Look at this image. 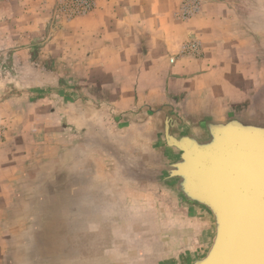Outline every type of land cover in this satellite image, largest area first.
I'll return each instance as SVG.
<instances>
[{"label":"rangeland","instance_id":"obj_1","mask_svg":"<svg viewBox=\"0 0 264 264\" xmlns=\"http://www.w3.org/2000/svg\"><path fill=\"white\" fill-rule=\"evenodd\" d=\"M185 1L179 3L177 18ZM46 4L0 0V114L8 123L0 147L8 135L19 151L27 149L21 173L10 187L13 196L7 198L11 210L0 214V264H187L208 247L213 224L198 208L208 225L197 233L203 242L196 252L188 243L193 231L186 215L174 210L178 204H192L178 200L159 181L164 164L176 152L167 145L161 123L168 113L167 127L173 131L202 117L264 123V0H228L233 13L224 47L240 55L244 86L252 78L261 83L254 103L235 106L230 115L218 118L192 115L197 109L204 113L203 103H187L179 96L173 103L148 100L118 112L108 85L114 68L82 72L55 67L48 56L61 53L51 43L39 63L36 54L41 49L36 48H45L51 40L37 36L59 26L65 16L61 0H56L53 24ZM145 23L133 19L130 26L146 32L152 27ZM145 41L151 43L153 37L147 34ZM45 59L51 66L43 67ZM79 71L90 83L67 81V75ZM132 74L136 76L137 69ZM125 93L119 94L126 105L130 90ZM35 100L43 101L33 110L28 104ZM175 118L183 124L175 126ZM174 219L182 227L174 228ZM196 219L200 229L202 221Z\"/></svg>","mask_w":264,"mask_h":264},{"label":"crops","instance_id":"obj_2","mask_svg":"<svg viewBox=\"0 0 264 264\" xmlns=\"http://www.w3.org/2000/svg\"><path fill=\"white\" fill-rule=\"evenodd\" d=\"M96 1L97 7L91 13L73 18L62 16L63 19L58 20L59 26L48 28L37 36L43 39L49 37L51 40L45 42H48L45 48H36L41 49L39 55L36 54L39 63L42 64L40 54L43 55L44 51L49 53L48 46L53 44V50H59L61 53L59 57L54 54L52 58L51 55L48 56L55 67L82 72L86 69L114 68L108 85L112 89L110 92L114 93L111 101L118 112L130 110L140 102L148 100L173 103L179 96L187 103H203L204 113L198 112L200 110L197 109L192 115L218 118L217 116L230 115L228 111L235 106L246 102L254 103L261 79L258 78L255 83L252 78L247 82L248 85L244 86L240 55L232 48L224 47L223 38L227 35V30H230L227 20L231 11L233 13L228 0H200V11L187 20L176 17L181 0ZM55 4L56 0H47L46 5L50 9L44 7L53 24H56ZM133 19L139 20L141 25L148 22L152 28L146 32L133 30L130 26ZM47 21L48 19L44 29L47 27ZM147 34L153 37V42L145 41ZM191 38L199 39L203 43V54L200 57L180 56L181 45ZM45 61L46 59L43 61V67L51 66ZM250 63L252 64V61ZM135 69L136 76L132 74ZM67 81L78 86L90 83L89 77L82 75L81 71L75 76L67 75ZM124 89L125 96H128L130 90V103L126 105L120 100ZM96 99L94 95L92 100ZM42 101H30L28 106L31 105V109L36 110L41 105L38 103ZM64 113L68 115V110H64ZM231 117L235 116L228 118ZM9 140L7 135L6 141L0 147V214L11 210L7 198L13 196L10 187L21 173L19 166L23 163L27 150L22 148L19 151ZM175 207V212L178 210L186 215V221L193 231L188 243L195 246V251L199 252L203 241H199L201 235L197 233L208 225L203 223V219L207 218L205 213L194 206L184 207L178 204ZM201 213H204V216ZM196 218L202 221L200 229L195 227ZM173 224L174 228L182 227L178 226L175 219ZM3 226L4 222L0 218V229ZM156 259H159L157 254Z\"/></svg>","mask_w":264,"mask_h":264},{"label":"water","instance_id":"obj_3","mask_svg":"<svg viewBox=\"0 0 264 264\" xmlns=\"http://www.w3.org/2000/svg\"><path fill=\"white\" fill-rule=\"evenodd\" d=\"M169 115L161 129L176 152L159 181L213 224L208 247L187 264H264V123L201 118L173 131Z\"/></svg>","mask_w":264,"mask_h":264},{"label":"built area","instance_id":"obj_4","mask_svg":"<svg viewBox=\"0 0 264 264\" xmlns=\"http://www.w3.org/2000/svg\"><path fill=\"white\" fill-rule=\"evenodd\" d=\"M61 11L68 18L84 16L97 7L96 0H61ZM201 8L200 0H186L179 9L178 17L183 20L194 17ZM202 42L199 39L191 38L185 41L181 48L180 56H199L202 51ZM8 129V123L3 115L0 114V145L3 143Z\"/></svg>","mask_w":264,"mask_h":264}]
</instances>
